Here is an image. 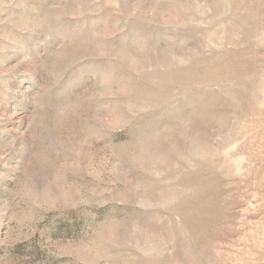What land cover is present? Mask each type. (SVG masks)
Returning a JSON list of instances; mask_svg holds the SVG:
<instances>
[{
    "label": "rangeland",
    "instance_id": "rangeland-1",
    "mask_svg": "<svg viewBox=\"0 0 264 264\" xmlns=\"http://www.w3.org/2000/svg\"><path fill=\"white\" fill-rule=\"evenodd\" d=\"M0 264H264V0H0Z\"/></svg>",
    "mask_w": 264,
    "mask_h": 264
}]
</instances>
